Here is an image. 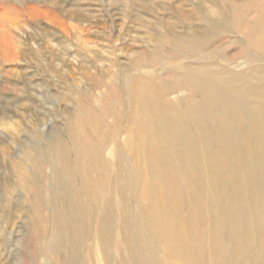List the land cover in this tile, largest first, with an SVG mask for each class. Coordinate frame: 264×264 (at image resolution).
Listing matches in <instances>:
<instances>
[{
    "label": "rangeland",
    "instance_id": "obj_1",
    "mask_svg": "<svg viewBox=\"0 0 264 264\" xmlns=\"http://www.w3.org/2000/svg\"><path fill=\"white\" fill-rule=\"evenodd\" d=\"M0 264H264V0H0Z\"/></svg>",
    "mask_w": 264,
    "mask_h": 264
},
{
    "label": "bare ground",
    "instance_id": "obj_2",
    "mask_svg": "<svg viewBox=\"0 0 264 264\" xmlns=\"http://www.w3.org/2000/svg\"><path fill=\"white\" fill-rule=\"evenodd\" d=\"M11 8V7H10ZM257 40V39H256ZM8 44V43H7ZM263 46V45H262ZM4 47V46H3ZM8 47V46H7ZM9 47H11V46H9ZM8 47V48H9ZM7 49V48H6ZM14 49V48H13ZM9 54V53H8ZM135 92V91H134ZM135 94V93H134ZM249 107V106H248ZM228 110V109H227ZM246 110V109H245ZM248 110V109H247ZM227 112V111H226ZM246 113V112H245ZM250 114H252V113H250ZM250 114H248V116L250 115ZM128 116V115H127ZM251 117V116H250ZM253 118H254V116H253ZM257 118H255V120H256ZM252 121V120H251ZM257 121V120H256ZM97 124V123H96ZM257 124V123H256ZM98 125V124H97ZM258 125V124H257ZM256 125V126H257ZM257 128V127H256ZM255 128V129H256ZM258 128H260L259 126H258ZM98 129V128H97ZM254 130V129H253ZM260 130V129H259ZM255 136V135H254ZM92 138V137H91ZM256 138H257V136H256ZM132 141V140H131ZM249 142V141H248ZM138 145V144H137ZM138 148V147H137ZM252 148V147H251ZM94 151V150H93ZM48 152V151H47ZM64 151H63V149H62V151H61V149H57V151H56V148H54V149H52V151L50 152V154H52V156H53V154H55V156H58V158H59V160L61 161L60 163H61V169H60V171H59V173L60 174H63V175H65V173H66V175H67V180H70V183L72 182L71 181V177H69V175L70 176H72V175H75V174H78L79 172H83V169H84V167H80V169H79V167H75L74 166V168L73 167H69L68 166V163L66 162V158H65V152L63 153ZM88 152V151H87ZM91 152H92V150H91ZM90 152V153H91ZM250 152V151H249ZM256 152V151H255ZM260 152V151H259ZM99 154V153H98ZM85 155V154H84ZM100 155V154H99ZM49 156V155H48ZM261 156H262V154H261ZM81 157H82V155H81ZM49 158V157H48ZM56 158V157H55ZM80 158V157H79ZM86 158V157H85ZM97 158V157H96ZM43 159V158H42ZM47 159V158H46ZM93 159V158H92ZM81 160V159H80ZM44 161V160H43ZM50 161V160H49ZM204 161V160H203ZM256 162V161H255ZM52 163V162H51ZM59 163V162H58ZM83 163V162H82ZM251 164V163H250ZM49 165V164H48ZM74 165V164H73ZM81 165V164H80ZM252 165V164H251ZM250 165V166H251ZM259 166V165H258ZM68 167L70 168V170L68 169ZM98 167H100V166H98ZM252 167V166H251ZM57 168V167H56ZM99 169V168H98ZM52 170V169H51ZM67 171L69 172V173H67ZM56 173H58V172H56ZM71 173V174H70ZM59 174V175H60ZM251 174V173H250ZM55 177H56V175H55ZM74 177V176H73ZM228 178V177H227ZM65 178H58V179H55V181H57L60 185H61V187H63V184H65L64 182H67V180L65 179ZM145 181V180H144ZM112 184V183H111ZM60 188V187H59ZM231 188V187H230ZM62 189V188H61ZM68 189V188H67ZM65 190V189H64ZM66 191V190H65ZM72 191L73 192H77V189L76 188H72ZM72 193V192H71ZM117 193V192H116ZM56 201V200H55ZM256 201V200H255ZM208 206V205H207ZM204 207V206H203ZM78 208V207H77ZM164 217V216H163ZM55 233V232H54ZM59 236V235H58ZM186 238V237H185ZM55 245H56V243H55ZM237 253V252H236ZM83 263V262H82Z\"/></svg>",
    "mask_w": 264,
    "mask_h": 264
}]
</instances>
